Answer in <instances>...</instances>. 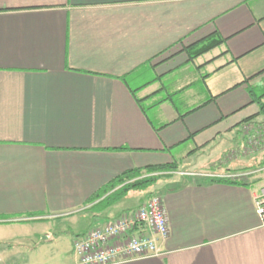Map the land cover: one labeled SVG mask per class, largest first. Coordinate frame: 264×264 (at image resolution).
Instances as JSON below:
<instances>
[{"label": "crops", "instance_id": "0c3cea01", "mask_svg": "<svg viewBox=\"0 0 264 264\" xmlns=\"http://www.w3.org/2000/svg\"><path fill=\"white\" fill-rule=\"evenodd\" d=\"M261 103L264 0H0L1 254L81 264L74 239L133 210L131 191L99 207L120 186L91 198L131 170L176 163L186 174L160 179L163 254L115 264H264V180H219L262 163L227 155ZM82 214L93 223L72 236L48 225ZM32 234L44 240L33 248ZM29 248L45 251L32 261Z\"/></svg>", "mask_w": 264, "mask_h": 264}, {"label": "built area", "instance_id": "2783aa9c", "mask_svg": "<svg viewBox=\"0 0 264 264\" xmlns=\"http://www.w3.org/2000/svg\"><path fill=\"white\" fill-rule=\"evenodd\" d=\"M246 129L250 133L247 150L254 152L256 147H264V119L249 122ZM262 169L237 172L226 178L241 182ZM256 205L264 221V187L256 197ZM169 233L164 198L156 193L149 196L137 209L125 211L103 225L93 226L87 233L77 236L73 241V250L81 264H115L162 255L158 239L168 237Z\"/></svg>", "mask_w": 264, "mask_h": 264}, {"label": "rangeland", "instance_id": "374dc122", "mask_svg": "<svg viewBox=\"0 0 264 264\" xmlns=\"http://www.w3.org/2000/svg\"><path fill=\"white\" fill-rule=\"evenodd\" d=\"M148 77H149V75H145V78H148ZM262 118L264 119V117H262ZM246 127H247V125L243 126L242 130H241V133L243 134L242 136L244 139V145L242 146V149L236 148L232 152L230 151L227 154V155H229V157L231 159H232V157L236 158V157L240 156L241 154H243V155H258L260 153L264 154V147L263 146L254 148L255 149V150H253L254 152H252V151L249 152L247 150V143L249 141L248 137L250 136V133H247ZM215 159H216V156H214L213 154H209L208 155V161H210L209 165L214 164ZM227 159H228V156H227ZM260 159L263 160L262 163H260V162L257 163L256 159L254 160V162H248V164H249L248 167L249 166L251 167L248 171H252V170L256 171L258 169H262L261 167H264L263 166L264 165V156H263V158L262 157H260L259 159L257 158V160H259V161H260ZM220 167L221 168H218V169L226 168L227 166L226 165H220ZM214 169H216V165L213 169H211V173L218 170V169H216V170H214ZM177 170L174 171L173 173L171 172L170 174L169 173H154V174L145 173L144 174L145 176L144 175L143 176L144 177H150V176L158 175L159 178L160 177L162 178V177L167 176L169 174V175H172V177L181 178V176H183L182 174H186L184 172H186L187 168H183L182 169L183 171H181V173H178ZM229 171L236 172L237 169L234 168L233 165H231ZM253 177H258V178L262 177V179L264 180V169H262L259 172L253 173ZM160 182L161 181L158 180L157 182H154L149 187H145L144 189L131 191V194H133V195H129L127 197V199H125V201L122 204L129 207V208L137 209L140 206L141 199H145V197H147V195L149 193H151V192H156L158 194L160 193V189H159V187H161ZM80 216H81V221H80L79 225H74L72 222H70L69 219H60V220H57L55 222H50L48 225L49 226L52 225L51 229H53V231L57 234L59 232L65 231L64 233H67V235L72 236L73 234H76L78 231L85 230L86 226L92 222L89 219L88 214H84V215L82 214ZM86 218H88V220ZM31 226H37V225H31ZM42 237L43 236L40 234H37V235L32 234V236L30 237V241H29L31 248H33L34 246H36L39 243H41L42 241H44ZM44 251L41 254H38L36 252H33L32 249L30 250V248H29V250H26V251L21 250V252H29L28 257L32 261L39 259L38 256H42L44 254ZM25 256H26L25 253L21 254V253L13 252L9 255V257H4L0 252V264H17V263L21 264L22 259H23V257L25 258Z\"/></svg>", "mask_w": 264, "mask_h": 264}, {"label": "trees", "instance_id": "16d2710c", "mask_svg": "<svg viewBox=\"0 0 264 264\" xmlns=\"http://www.w3.org/2000/svg\"><path fill=\"white\" fill-rule=\"evenodd\" d=\"M219 42H215V41H211L208 42L202 46H199L198 48H196L193 53H192V57H196L206 51H208L209 49L215 47ZM260 109H261V113L264 112V103L260 104ZM178 169V165L176 163L173 164H169V165H163V166H152V167H148L145 170L144 169H135V170H131L125 174H123L122 176L118 177L117 179H115L113 182H111L108 186H106L105 188H103V190H101L99 193H97L95 196H93L91 198V202L95 201L97 199H101L104 197L105 194L109 193L110 191H112L114 188H116L117 186H120L118 189L114 190L112 193H110L109 195H107L104 199L100 200V205L99 207L101 209H104L108 206H110L111 204H113L114 201H116L117 199L121 198L122 196L126 195L129 191H133V190H139V189H144L145 187H149L150 185H152L154 182H157L158 180L161 179V177L159 178L158 175H154V176H150V177H144L143 175L145 173L148 174H154V173H173L174 171H176ZM167 175L165 177L167 178H172V175ZM185 179V178H182ZM212 180H215V178H213ZM220 181H224V182H230V183H241L239 181H233V180H229V179H219ZM182 182V180L178 181H173L172 182V186L177 187L178 185H180V183ZM171 186V184H170ZM156 194V192H151L150 196ZM97 207V209L99 208ZM15 245H8L9 248L14 247ZM2 247H5L4 244H0V249Z\"/></svg>", "mask_w": 264, "mask_h": 264}]
</instances>
